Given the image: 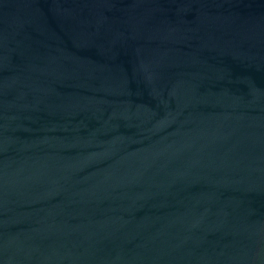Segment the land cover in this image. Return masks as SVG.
<instances>
[{"label":"water","instance_id":"95a60500","mask_svg":"<svg viewBox=\"0 0 264 264\" xmlns=\"http://www.w3.org/2000/svg\"><path fill=\"white\" fill-rule=\"evenodd\" d=\"M0 264H264V0H0Z\"/></svg>","mask_w":264,"mask_h":264}]
</instances>
